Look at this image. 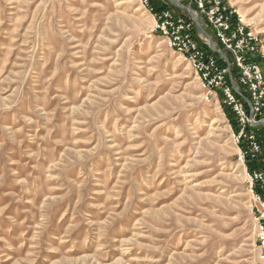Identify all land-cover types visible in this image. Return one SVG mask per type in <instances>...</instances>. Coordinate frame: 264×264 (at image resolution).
Listing matches in <instances>:
<instances>
[{
  "label": "rangeland",
  "instance_id": "374dc122",
  "mask_svg": "<svg viewBox=\"0 0 264 264\" xmlns=\"http://www.w3.org/2000/svg\"><path fill=\"white\" fill-rule=\"evenodd\" d=\"M229 2L264 39V0ZM154 25L140 0H0V264H261L220 91Z\"/></svg>",
  "mask_w": 264,
  "mask_h": 264
},
{
  "label": "built area",
  "instance_id": "2783aa9c",
  "mask_svg": "<svg viewBox=\"0 0 264 264\" xmlns=\"http://www.w3.org/2000/svg\"><path fill=\"white\" fill-rule=\"evenodd\" d=\"M140 1L154 16L153 32L161 35L174 52L190 63L206 89V100L219 99L220 91L238 125L233 135L240 159L246 164L247 159H258L264 152V141L259 133L264 128V39L261 33L229 0H180L195 11L211 37L197 28L187 10L185 13V9L173 4L181 10L178 12L171 7L170 0ZM212 40L224 55L212 47ZM233 65L238 70L237 81L231 73ZM248 173L257 201L253 211L259 215L257 244L261 264H264V197L255 192L254 187L255 183L264 187V171Z\"/></svg>",
  "mask_w": 264,
  "mask_h": 264
},
{
  "label": "trees",
  "instance_id": "16d2710c",
  "mask_svg": "<svg viewBox=\"0 0 264 264\" xmlns=\"http://www.w3.org/2000/svg\"><path fill=\"white\" fill-rule=\"evenodd\" d=\"M170 5L174 9H178L173 4L170 3ZM226 65H227V63H226ZM231 73L233 75L234 80L237 81L238 70H237L235 65L232 66ZM224 111H225L229 121L231 122L232 127L237 130L238 125H237V122L234 118V115H233L231 109L228 106H225ZM259 133L261 135V131H259ZM262 138L264 141V135L262 136ZM247 166H248L249 171H253V170H263L264 171V152L258 159H254V160L247 159ZM255 190L264 197V187L262 188L259 184L255 183Z\"/></svg>",
  "mask_w": 264,
  "mask_h": 264
},
{
  "label": "water",
  "instance_id": "95a60500",
  "mask_svg": "<svg viewBox=\"0 0 264 264\" xmlns=\"http://www.w3.org/2000/svg\"><path fill=\"white\" fill-rule=\"evenodd\" d=\"M170 2H171L172 4H174L175 6L179 7V8H182V9L187 10L188 13H189V14L192 16V18L194 19L197 28H198L201 32H203L204 34H206L207 36L211 37V36H210L207 32H205V30L203 29V27H202L201 23L199 22V19H198L197 15H196L195 11H194L191 7H189L188 5H185V4H184L183 2H181L180 0H170ZM211 45H212V47H213L216 51H218L220 54L224 55V53H223L221 50H219V49L217 48V46H216V44L213 42V40H212V42H211Z\"/></svg>",
  "mask_w": 264,
  "mask_h": 264
},
{
  "label": "bare ground",
  "instance_id": "6f19581e",
  "mask_svg": "<svg viewBox=\"0 0 264 264\" xmlns=\"http://www.w3.org/2000/svg\"><path fill=\"white\" fill-rule=\"evenodd\" d=\"M242 160H240V163L238 164V170L240 171V172H244V168L242 167Z\"/></svg>",
  "mask_w": 264,
  "mask_h": 264
}]
</instances>
